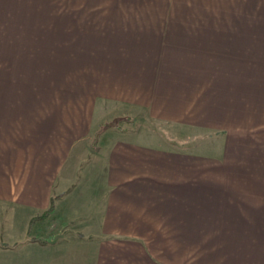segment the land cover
Wrapping results in <instances>:
<instances>
[{
  "label": "crops",
  "instance_id": "obj_1",
  "mask_svg": "<svg viewBox=\"0 0 264 264\" xmlns=\"http://www.w3.org/2000/svg\"><path fill=\"white\" fill-rule=\"evenodd\" d=\"M160 17L88 15L79 85L96 72L110 100L221 140L176 149L141 133L102 137L104 174L66 194L86 106L69 116L45 96L0 95V264H264V88L248 94L246 37ZM56 220L77 221L82 235L57 236Z\"/></svg>",
  "mask_w": 264,
  "mask_h": 264
},
{
  "label": "rangeland",
  "instance_id": "obj_2",
  "mask_svg": "<svg viewBox=\"0 0 264 264\" xmlns=\"http://www.w3.org/2000/svg\"><path fill=\"white\" fill-rule=\"evenodd\" d=\"M105 1L0 0V95H7L9 100L13 99L10 96L16 95L29 98L25 100H35L36 94L45 96L51 105L56 103V112H66L69 116L81 112L85 106L88 110L87 133L80 132L81 128L73 130L77 134L72 140L68 163L75 165L70 173L75 177L67 185L66 194L75 191L76 186L80 190L84 177L104 174V160L99 158L98 147L102 137L141 133L139 141L154 144L164 141L176 149H195L198 145L208 149L221 140V133L159 122L142 109L110 100L101 94L106 89L96 91V72L83 71L80 86V70L72 68L78 67L80 46L85 41L81 35H85L86 27L91 24L88 19L91 13L108 14L111 11V14L119 12L158 18L187 15L189 20L197 21L185 23L186 26L193 25V29L242 31L241 35L247 41L242 54L247 65L248 94L258 93L261 85L264 88V0H118L114 6L110 3L103 6L107 5L103 3ZM63 101H66L65 105ZM252 119L255 117H250V123ZM76 125L74 123L73 127ZM96 131L99 132L97 137ZM98 163L101 167H97ZM64 192L54 197L50 209ZM55 228H60L57 236L64 232L76 236L83 231L75 220H56L47 227L49 230ZM92 229L95 233V227ZM103 237L110 238L111 234L105 232Z\"/></svg>",
  "mask_w": 264,
  "mask_h": 264
},
{
  "label": "trees",
  "instance_id": "obj_3",
  "mask_svg": "<svg viewBox=\"0 0 264 264\" xmlns=\"http://www.w3.org/2000/svg\"><path fill=\"white\" fill-rule=\"evenodd\" d=\"M95 135H96V137H97V136L99 135V132L96 131V132H95ZM95 141H96V140H95ZM50 208H51V207H50ZM50 208H49V210H51ZM49 210H48V211H49ZM43 215H46V213H44Z\"/></svg>",
  "mask_w": 264,
  "mask_h": 264
}]
</instances>
